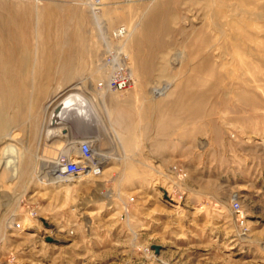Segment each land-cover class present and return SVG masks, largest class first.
Wrapping results in <instances>:
<instances>
[{"label": "rangeland", "instance_id": "374dc122", "mask_svg": "<svg viewBox=\"0 0 264 264\" xmlns=\"http://www.w3.org/2000/svg\"><path fill=\"white\" fill-rule=\"evenodd\" d=\"M90 1L0 0L14 53L0 76V135L16 129L28 153L50 160L64 148L44 140L49 97L78 78L79 93L95 94L110 55L131 75L94 98L117 138L103 145L119 158L102 174L56 187L39 183L37 162L32 179L7 167L0 264H264V0ZM9 215L22 227L45 218L66 241L8 231Z\"/></svg>", "mask_w": 264, "mask_h": 264}, {"label": "bare ground", "instance_id": "6f19581e", "mask_svg": "<svg viewBox=\"0 0 264 264\" xmlns=\"http://www.w3.org/2000/svg\"><path fill=\"white\" fill-rule=\"evenodd\" d=\"M90 1V0H89ZM91 2V1H90ZM89 3V2H88ZM93 3V1H92ZM95 3V2H94ZM94 5V4H93ZM90 4V6H93ZM96 5V4H95ZM95 7V6H94ZM92 11L96 8H91ZM90 9V10H91ZM96 11V10H95ZM97 13V12H96ZM94 18L95 22L98 23V17L97 14L94 12ZM93 17V16H92ZM99 28V27H98ZM121 29V28H120ZM99 30V29H98ZM114 32V31H113ZM106 33V32H105ZM118 34V33H117ZM115 35V34H114ZM121 36V35H120ZM125 37V36H124ZM101 38V37H100ZM106 40V39H105ZM103 41V39H102ZM9 39L8 35L2 34L0 35V76L4 77L7 75L8 72V64L7 61L9 59L14 58V53L11 49H8ZM104 44V43H103ZM106 46V45H105ZM108 48V47H107ZM120 48V47H119ZM105 50V49H104ZM108 50V49H107ZM106 50V51H107ZM107 55V54H106ZM109 55V53H108ZM118 56V55H117ZM175 56V55H174ZM102 58V57H101ZM118 57L116 55H110L108 62L105 63V68L111 71L109 75L105 77V80H102V86L100 89H94L97 92L95 94H91V96L82 95V93H79V90H84V78H78L73 82L71 85H69L64 90L56 93L55 95L51 97H47V101L43 107V114L46 115V121L44 128H42V133H44V140L48 141L50 143L55 142L57 139H62V143L64 145V148L61 147V151L59 155L61 158L64 159H76L78 157L77 153V147L78 144L81 143L82 140H88L92 146L93 149V156L96 160V164L99 167V174L95 175L98 176L103 173V170L105 168V165L108 161L114 160L118 154H115L116 156H113L109 154L108 152L103 151V145L108 142L112 143L115 141L114 134L109 131L106 126L105 119L101 115L100 109L93 104L94 98H100L104 99L106 95H108L110 89L107 87V82L109 78L111 77L112 73L120 70L123 68L122 65L118 63ZM164 59V58H163ZM173 60V59H172ZM102 62V61H101ZM173 62V61H172ZM162 64V62H160ZM102 66V65H101ZM103 68V67H102ZM125 69V68H124ZM129 69V68H128ZM102 70V69H101ZM104 70V69H103ZM127 70V69H126ZM129 71V70H128ZM126 72V71H125ZM99 73V72H98ZM103 73V72H102ZM108 73V72H107ZM94 74V72H93ZM99 75V74H98ZM81 76V75H80ZM131 76V75H130ZM133 76V75H132ZM79 77V76H77ZM75 77V78H77ZM91 78V77H90ZM100 78V77H99ZM87 79V78H86ZM93 79V78H92ZM99 80V79H97ZM88 81V80H87ZM90 81V80H89ZM101 81V80H100ZM91 82V81H90ZM93 83V82H92ZM7 84V83H6ZM86 84V83H85ZM88 84V83H87ZM67 85V84H66ZM66 85L64 87H66ZM95 85V84H94ZM165 85V84H164ZM8 87V85H6ZM163 86V85H162ZM161 86V87H162ZM96 87V86H95ZM8 89V88H7ZM88 89V88H87ZM91 91V89H89ZM260 90V89H259ZM9 91V90H8ZM88 91V90H87ZM113 91V90H112ZM91 93V92H90ZM113 93V92H112ZM151 93V91H150ZM11 94V90H10ZM160 94V93H158ZM110 95V93H109ZM153 95V94H152ZM12 97V94H11ZM111 99V96H109ZM98 100V99H97ZM99 100V101H100ZM106 100V98H105ZM109 100V99H107ZM98 101V102H99ZM96 102V101H95ZM108 102V101H106ZM105 103V102H104ZM14 104V101H13ZM102 104V102H101ZM97 105V104H96ZM13 106V105H12ZM104 106V105H103ZM16 108V107H15ZM107 108V107H106ZM105 108V109H106ZM13 109V108H12ZM10 110V109H9ZM106 111V110H105ZM109 111V110H107ZM106 111V112H107ZM14 113V112H13ZM11 114V113H10ZM109 116V115H108ZM107 116V117H108ZM111 116V115H110ZM44 117V116H43ZM44 119V118H43ZM8 120L9 117H8ZM15 120V119H14ZM13 120V121H14ZM109 120V118H108ZM42 121V120H41ZM9 122V121H8ZM14 123V122H13ZM42 125V123H41ZM5 126V124H4ZM18 126V125H17ZM5 128V127H4ZM36 133H40V128L36 129V126L34 127ZM112 128V127H111ZM113 129V128H112ZM114 132V131H113ZM15 134V136L13 135ZM80 134L79 137L72 136L73 134L76 135ZM116 133V132H115ZM16 129H13V131L4 133L0 135V145L3 146L0 148V160L3 164V169H0V183L2 182V179L4 176V173L8 174L6 172L7 167H9V170L11 171L12 175H14V179L21 178L23 175L27 174L28 178L32 179V175L34 173V168L36 165V162L38 163L39 167L36 169L38 170V173L36 175V178L38 179L39 183L43 186L48 185H56V187L60 186H68L71 182H76L83 180L84 178L88 177H95L94 175L85 174L81 176L78 179H68L63 176H57L55 175V170L58 167V163L56 162V157L51 158L50 160L43 159L40 156H35L33 154H30L27 152L26 147L24 146V143L19 139L17 135ZM41 134V133H40ZM37 135V134H36ZM117 136V135H116ZM38 136L35 137V139L38 140ZM37 142V141H36ZM39 142V141H38ZM120 142V141H119ZM114 143V142H113ZM37 144V143H36ZM109 145V144H107ZM106 145V146H107ZM117 145V144H115ZM37 146V145H36ZM105 146V147H106ZM112 146V145H111ZM117 147V146H116ZM38 148V146H37ZM54 148V147H53ZM107 148V147H106ZM110 149V147H108ZM115 148V147H114ZM121 148V147H120ZM57 149V148H56ZM60 149V148H59ZM112 149V148H111ZM38 150V149H37ZM52 151V150H51ZM111 151V150H110ZM36 152V151H35ZM39 152V151H38ZM116 152V150H115ZM36 154V153H35ZM56 155V156H57ZM113 156V157H112ZM115 157V158H114ZM118 157V156H117ZM119 158V157H118ZM117 158V159H118ZM55 160V162H54ZM0 162V163H1ZM121 162V161H119ZM1 166V165H0ZM124 169V168H123ZM122 170V169H120ZM123 172V171H122ZM10 174V173H9ZM123 173H121L122 175ZM12 175H8L10 180L13 179ZM114 175V174H113ZM117 175V174H116ZM120 175V176H121ZM118 176V175H117ZM7 177V176H6ZM24 177V176H23ZM114 177V176H113ZM8 178V177H7ZM6 178V179H7ZM120 178V177H119ZM13 179V180H14ZM26 180V179H25ZM5 181V179H3ZM6 182V181H5ZM4 182V184H5ZM8 182V181H7ZM12 182V180H11ZM29 182V181H28ZM3 183V182H2ZM26 184V183H25ZM13 185V184H12ZM15 185V184H14ZM160 185V184H159ZM158 185V186H159ZM3 187L2 185H0ZM77 186V185H76ZM0 187V188H1ZM8 188V186H6ZM69 187V186H68ZM67 187V188H68ZM161 187V186H160ZM5 188V186L3 187ZM10 189V186H9ZM75 189V188H74ZM161 189V196L164 197L167 201L176 203L174 199L172 198L170 192L163 187ZM3 190V189H1ZM108 191V190H106ZM103 195L104 199L110 200L111 194L107 192ZM102 192V191H101ZM96 193V192H95ZM94 193V194H95ZM100 193V192H99ZM111 193V192H110ZM9 194V193H8ZM6 193V195H8ZM159 194V192H158ZM10 195H12L10 193ZM100 195V194H99ZM1 196V195H0ZM158 196V195H157ZM10 197V196H9ZM96 197V196H95ZM11 198V197H10ZM9 198V199H10ZM87 198V197H86ZM114 198V197H113ZM159 198V197H158ZM5 199V198H4ZM7 199V198H6ZM12 199V198H11ZM85 199V198H84ZM92 199V198H91ZM8 200V199H7ZM103 200V199H101ZM112 200V199H111ZM88 201V200H86ZM81 202L76 207L75 210L81 212L78 214H82L84 208L86 207L87 202ZM99 201V200H98ZM163 201V200H162ZM4 202V201H3ZM7 202V201H6ZM91 201H89L90 203ZM107 202V201H106ZM185 202V201H184ZM1 203V202H0ZM5 203V202H4ZM74 203V202H73ZM108 203V202H107ZM163 203V202H162ZM187 203V201H186ZM185 203V204H186ZM9 204V203H8ZM14 204V203H13ZM77 204V203H76ZM179 204V203H178ZM4 205V204H3ZM6 205V203H5ZM75 205V204H74ZM112 205V204H111ZM110 205V206H111ZM7 206V205H6ZM9 206V205H8ZM177 206V205H176ZM174 207V206H173ZM177 208V207H175ZM5 211V210H4ZM77 213V212H76ZM86 214V213H85ZM2 216V214H1ZM83 216V215H82ZM251 216V215H250ZM6 217V216H5ZM81 217V216H79ZM90 217V216H89ZM87 218V217H85ZM84 218V219H85ZM8 219V218H7ZM81 219V218H80ZM89 219V218H88ZM91 221V220H90ZM19 222V221H18ZM88 222V221H87ZM91 223V222H90ZM254 224V223H253ZM50 223L47 222L45 218H41V222L39 221V226H35L33 224L27 225V227H24L23 231H30L32 229H35L37 232L36 235L40 234V236L43 238H47L50 241L54 242H63L66 241L65 236L59 235L58 232L56 234L50 235V233L53 232V230L49 229L46 226H49ZM256 225V224H255ZM43 227L41 230L40 228ZM54 226V225H53ZM89 226V225H87ZM13 227H9L8 231H14ZM57 229V228H56ZM55 229V230H56ZM22 231V232H23ZM17 232V231H16ZM65 232V231H64ZM246 232V231H245ZM32 234V233H31ZM70 234V232H68ZM245 234V233H244ZM250 234V233H249ZM249 234H247L249 236ZM34 235V233H33ZM10 236H13L10 234ZM239 237V236H238ZM244 238V237H243ZM68 239V238H67ZM247 239V237L245 238ZM239 240V239H238ZM244 240V239H243ZM242 240V241H243ZM70 241V240H69ZM238 242V241H237ZM247 242V241H246ZM249 242V241H248ZM250 243V242H249ZM258 243V242H257ZM261 243V242H260ZM239 245V244H238ZM52 247V246H51ZM234 248V246H232ZM237 247V246H236ZM244 247V246H243ZM231 249V248H230ZM237 249V248H236ZM241 249V248H240ZM238 248V250H240ZM160 251V250H159ZM161 253V252H160ZM264 257V255H262ZM40 259V258H39ZM42 259V258H41ZM83 259V258H82ZM88 259V258H87ZM159 259V258H157ZM261 264V263H260Z\"/></svg>", "mask_w": 264, "mask_h": 264}, {"label": "built area", "instance_id": "2783aa9c", "mask_svg": "<svg viewBox=\"0 0 264 264\" xmlns=\"http://www.w3.org/2000/svg\"><path fill=\"white\" fill-rule=\"evenodd\" d=\"M122 31V30H121ZM131 84L130 74L126 73L124 68L112 73L111 77L107 82V87L113 91H123L128 88ZM101 84L98 85V89L101 88ZM78 157L76 159H64L59 155L56 157L58 167L55 170V175L63 176L68 179H78L85 174L97 175L99 174V167L96 164V160L93 156V149L88 140L81 141L77 147ZM55 162V160H54ZM231 208L234 211L239 210L238 201H233ZM7 227H13L14 231L22 232L24 227L21 226L20 222L15 220L13 215H9L7 219Z\"/></svg>", "mask_w": 264, "mask_h": 264}]
</instances>
